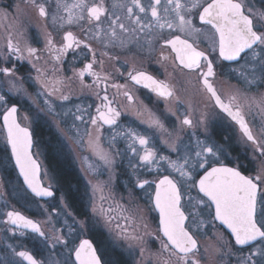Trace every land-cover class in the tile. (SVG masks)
<instances>
[{
    "label": "snow or ice",
    "instance_id": "1",
    "mask_svg": "<svg viewBox=\"0 0 264 264\" xmlns=\"http://www.w3.org/2000/svg\"><path fill=\"white\" fill-rule=\"evenodd\" d=\"M31 3L36 7L40 17L50 18L54 25L58 24L62 28L80 26L86 35L91 34L89 38L102 42L105 48L109 46L125 48L135 45L141 48L147 46L151 49L154 43L163 41L160 47L161 49L170 48L175 54L174 62L178 61L176 67L196 73L202 90L210 101L209 106L219 109L220 113L230 118V122H234L239 127L240 141L245 145H252V150L264 158V124L254 132L253 126H250L245 116L246 106L248 112L255 109L264 117V94L257 98L255 95L250 96L248 91L241 92L238 88L225 99L212 82L217 76L214 60L210 59L205 51L198 50L194 46L195 41L189 42V39L173 34L206 36L205 28L197 27L194 22L198 17L201 25L210 26V30H213L211 39L215 46L211 50L215 52L218 47L216 59L238 62L248 57L240 70L243 84L248 90L258 81L264 86V25L260 28L255 27L252 10L245 5L244 0H204V2L201 0H115L111 7L105 3V0H71V2L69 0H44L42 3L31 0ZM260 15L261 19H264V13ZM105 22L107 27H103ZM84 24L90 27L83 28ZM165 29L169 30L167 36L164 35ZM63 40L62 46L55 48L49 35L46 46L50 51L54 49L59 54H67L69 49L80 48L83 45L84 49L92 53L93 60L85 64L78 75L82 80L87 73L99 81V74L92 71L96 56L90 44L78 39L70 30L65 32ZM6 47L8 50L6 59L10 56H15L18 60L23 59L19 44L13 43L11 37L7 40ZM258 48L259 51H257ZM26 51L29 56L37 55V49L31 46H28ZM59 54L55 56L57 61L60 60ZM37 59H39L38 56ZM160 59L167 60L168 56L162 51ZM37 72L40 73V69H37ZM0 73L6 77L12 76L14 69L3 67L0 68ZM107 78V76L104 77V79ZM128 78L136 85L149 88L159 98L166 101L175 96L165 81L155 78L145 70L132 69L128 71ZM60 83L62 81H54L49 91L47 81L43 82L41 87L45 91L38 92L37 95L52 97L60 91L55 86ZM12 86L15 87L14 84ZM112 87L126 88V85L113 84ZM123 95L130 103L135 99L127 90L123 92ZM59 99L67 101L69 97L61 94ZM102 101L103 103L96 107L97 114L89 115L88 121L84 119L85 110L79 106L71 115L74 120L93 126L95 135L87 127L83 135L88 138L87 142L93 154L98 156L105 165H112L115 156L122 155L116 143L117 136H121L126 141L127 152L131 153L136 161V163L129 161L133 169L132 174L135 176V187L145 189L146 186L155 185L154 197L150 199L154 201V210L159 212L157 234L161 239V253H168V259L162 264H201L200 259L197 258L200 251L197 236L201 234L205 224L201 219L205 209L209 210L213 222L219 221L220 225L230 230L234 244L232 241H224L221 238V247L227 249L225 254L233 255L234 247L239 246L235 249V252L239 254L236 264H264V161L255 175L244 174L238 156L232 159L231 166L225 164L224 159L231 157L232 139L229 136H224L219 141L213 139L206 114L205 118L198 120L196 124L187 113L184 115L180 121L179 131L183 132L185 129L202 126L204 139L201 140L194 131L188 132L189 140L195 139L194 149L198 150L190 149L183 156L177 155L176 159H173L172 154H178L183 144L179 132L167 131L160 118L151 112H149L147 125L151 129L160 130L168 137L163 141L169 149L168 155H161L147 134L132 127L113 135L108 142V150H104L101 147V130L105 125L109 129L118 128L122 113L112 106L113 101L107 94L102 97ZM0 102H5V96L0 95ZM177 103H179L178 98ZM44 104L46 108L39 109L34 116L35 119H39L40 113L45 111L48 114L59 115L55 112V104L50 99H46ZM17 113L18 108L13 104L3 114L4 127L7 129V143L11 145V155L15 166L19 169L24 183L35 196L52 197L54 193L51 186L45 187L40 181V165L34 159L32 152L33 134L28 127L21 126ZM136 114L141 116L143 112L137 109ZM64 115L67 116L69 113H64ZM24 119H29V117L25 116ZM140 122L145 123L143 120ZM80 143L83 145V138ZM153 165L156 167L153 168ZM142 166L150 172H162L168 169L171 171L159 177L158 180L149 181L139 177L137 170ZM172 173L177 175L173 176ZM108 184H111V177ZM194 190L197 193L196 196L191 195ZM97 192L100 193L101 205L97 209L93 201L92 213L99 212L105 218L106 224L115 220L117 238L143 242L144 237L136 231L133 218L122 214L127 209H121L119 204L116 208L109 205L107 210L103 207V203L111 197V191L107 196L104 195V185L98 183L93 185V197ZM131 195L132 192H129V196ZM186 195L188 196L187 205L182 204ZM213 207L214 215L212 214ZM116 213H120L119 218ZM120 220H124L125 223L122 225ZM129 221L132 222L129 223ZM7 223L16 229H30L33 233H38L47 239L39 222L19 212H7ZM144 227L146 228L147 225ZM213 227H215L214 224ZM129 228L132 229L131 232ZM71 231L69 226V232ZM57 244L66 246L67 241L56 236L53 248ZM245 246L249 248V254L246 256L243 254ZM13 252L26 264H44L29 251L17 252L13 249ZM71 252L74 254V261L71 264H105L91 240H80ZM256 255L261 257L259 261L253 258ZM64 264H69V261L66 260ZM158 264L161 262L158 261Z\"/></svg>",
    "mask_w": 264,
    "mask_h": 264
},
{
    "label": "flooded vegetation",
    "instance_id": "2",
    "mask_svg": "<svg viewBox=\"0 0 264 264\" xmlns=\"http://www.w3.org/2000/svg\"><path fill=\"white\" fill-rule=\"evenodd\" d=\"M253 1L256 3L259 0ZM37 2L42 3L44 0H37ZM69 2H71V0H69ZM114 2L115 0H105V3L109 7H111ZM201 2H204V0H201ZM244 3L247 7L249 5L256 8L254 3H247L246 0H244ZM0 4L3 10L7 12L12 10L14 12L8 14H15L19 11V13H17L18 15L23 16L24 19L31 20L29 25L30 38L28 43L29 46L37 49L36 56H29L26 54L23 55L21 50L23 59L19 60L16 59L15 56H10L6 59L5 57H8V54L6 53H3L0 56V68L9 67L14 69L12 77L22 79L30 75L31 79L37 86L40 79L37 69H40V66L43 65L42 62L47 63L48 66H46L49 69V76L51 81L53 80L51 82V88L48 90L50 91L52 89L54 81H62V83L55 85L60 89V91L56 92L52 98H57V96L64 94L69 97V100L75 99L94 101L97 107L103 103L102 97L107 94L109 99L113 101L112 106L118 108V110L122 113L118 121L119 125L124 122L125 118L130 117L131 119H139V116L136 114L137 109H140L143 112V115L145 114L148 119L149 112L154 113L156 117L160 118L167 131L172 132L175 130L176 132H179V135L183 140V144L180 148L190 147L191 149H194L195 139L193 138L190 141L187 135L190 131L196 132L197 135L200 136L201 140L204 139V136L202 135V126L193 129H185L183 132L179 131L180 121L183 119L184 115L187 113L193 120V123L196 124L198 120L204 119L206 114L207 123L210 131L212 132L213 139L219 141L224 136H229L232 139V145L230 148L231 157L224 159L225 164L231 166L232 159L238 156L242 164V171L246 175H255L262 167V161H264V158L260 157L258 153H255L252 150V145H245L240 141L241 133L239 131V127L236 126L234 122H230V118H227L225 114L220 113L219 109L209 106L210 101L208 100L207 94L203 92L196 73L189 72L186 69L181 70V68L176 67L175 65L178 64V61L174 62L175 54L171 52L170 48L161 49L160 47L163 41L154 43L151 49L147 46L141 48L135 45H129L125 48L111 46L105 48L102 42L89 38L91 34L89 33L86 35L80 26L73 25L71 27L65 26L62 28L58 24L54 25L50 18L45 19L40 17L36 7L31 3V0H0ZM253 21L255 27L258 28L254 16ZM194 22L197 27L205 28L207 33L206 36L197 37L195 35H186L184 33L173 34H179L182 38L189 39V42L195 41L194 46L198 50L205 51V53L209 55V58L214 60L217 76L212 80V82L224 98L227 99L229 95L234 93L235 90L233 91V89L239 85L241 86L243 83L240 78V65L244 59L238 62L219 61L216 59L218 57V47L215 52H212L211 50L212 47L215 46L213 45L211 39L213 30H210V26L201 25L198 17L195 18ZM88 27L90 26L87 24L83 25V28ZM103 27H107L106 22ZM69 30L72 31L78 39L85 40L88 44H90L91 48L95 52L96 62L93 63L92 71L99 74V81L96 80V77L87 73H85L82 80L78 75L79 71L84 68L85 64L91 63L93 60L92 53L84 49L83 45H81L80 48L69 49L67 54H59L54 49L50 51L46 46L47 38L50 35L55 48L61 47L64 43L63 36L65 32ZM93 31L95 30L93 29ZM164 35H169V30L165 29ZM162 51L164 55L168 56L167 60L160 59ZM58 54L60 55L59 61L55 59V56ZM37 56L39 59H37ZM33 65H35V67H33ZM132 69L145 70L155 78L165 81V83H167L172 89L175 96L166 101L159 98L149 88H145L143 85H136L128 78V71ZM3 76L4 75L0 73V78ZM38 76L39 79H37ZM105 76L108 78L104 79ZM113 84L126 85V88H114L112 87ZM125 90L131 92L134 96L135 99L133 102L130 103L123 95ZM177 98L179 103H177ZM15 105L18 106L17 104ZM96 107L94 110L95 115L97 114ZM86 109L89 111L91 107H84L85 111ZM169 109H171V111H169ZM17 114L19 122L23 126L28 127L33 134V155L39 161L41 170L43 171L41 160L37 157L35 151L38 133H43V129L42 127L33 128L24 124L19 117V106ZM245 116L250 126H253L254 132L257 131L260 125H262L260 121L261 119H259L256 115V111L253 110L252 112H248L246 106ZM148 119L140 126L146 128L149 133H151L149 134V137L152 139L153 144H156L157 146L160 145L161 147L166 146L163 141L168 139V137L158 129L149 128L147 125ZM131 121L134 122L135 128L139 125L136 121ZM103 128L109 129L107 125ZM51 132V129H47L45 131L48 138L47 141L44 142L47 156L46 160L48 164L50 165L49 161L51 162V159H55L59 162H63L67 165V167L68 165H72L68 158H60L57 156L55 151H53L54 136ZM49 156H52L53 158H49ZM55 174L56 178L59 179L57 173ZM147 180H158V178L152 179L148 175ZM42 181L44 186H50L45 183L43 178ZM147 188H149V196L153 197L155 185L153 184L151 187L146 186L145 189ZM51 189L53 190L54 195L46 200H43L38 199L25 188L13 163L6 139L4 147H0V264H26L25 261L14 254L13 249L17 252L29 251L38 261H42L44 264H64L66 260H68L69 264H71V262L74 261V254L71 252V249L77 246L80 240L85 238H88L93 242L95 247L98 249V254L101 255L105 264L129 263L117 252L112 255L110 254L108 256L109 261H107L106 255H104L99 242L91 235L78 236V234H76L73 237L63 238L67 241L66 246L63 244H57L55 248H53L55 240L53 232L47 230L49 235L45 234L47 237L46 239L45 237H41L38 233H33L30 229H16L14 226L7 223V212L16 211L33 221L39 222L42 229L40 220L36 215V201H49L54 199L56 197V191L52 187ZM136 189V192H142L145 190L138 187H136ZM191 194H194L195 196L197 195L195 190ZM187 201L188 196L186 195L182 200V204L187 205ZM212 214L214 215V210H212ZM201 219L204 220L205 224L201 234L197 236L199 248L202 243H205L203 240H207L209 237H202L204 233H208L210 228L207 222L210 223L211 226L214 224L215 227L226 236L227 241H232L234 244V240L229 233L216 221H212V217L209 215L208 209H206V212L203 213ZM21 233H23V235H21ZM236 248H239V246L234 247L233 255H224L222 264H236L237 257L239 255L235 252ZM243 254L245 256L249 254V248L247 246L243 249ZM118 255L121 256L123 260H118ZM253 258L258 261L261 259L258 255Z\"/></svg>",
    "mask_w": 264,
    "mask_h": 264
},
{
    "label": "rangeland",
    "instance_id": "3",
    "mask_svg": "<svg viewBox=\"0 0 264 264\" xmlns=\"http://www.w3.org/2000/svg\"><path fill=\"white\" fill-rule=\"evenodd\" d=\"M246 1L256 5V8L249 5L248 8L252 10L257 27L260 28L264 25V19H261L260 15L264 13V0H259L256 3L253 0ZM9 11L3 10L0 4V56L3 53L8 54L6 45L9 37H11L13 43L19 44L23 55H28L26 48L29 46V25L31 20L24 19L23 16L18 15L19 11L15 14H8L14 13L12 10ZM257 51H259V48ZM245 59H248V57L244 58L240 68L244 66ZM42 64L37 86L30 75L22 79L12 76L0 78V95L5 96V102H0V147H4L6 143L1 116L12 104L19 106V117L24 124L33 128L42 127L43 129V133H38L35 151L43 166L42 178L47 185H50L56 191V197L49 201H36V215L40 220L42 230L46 235H49L47 233V230H49L53 232L55 237L60 236L62 238L73 237L76 234L78 236L91 235L99 242L107 261H109L108 256L110 254L117 252L129 262L128 264H158V261L162 264L164 260L168 259V253H161V239L157 234L158 224L151 204L149 188L142 192H136L135 176H133V169L129 165L130 160H132V163H136V161L132 158V154L127 152L126 141L123 137L117 136L116 143L121 149L122 155L115 156L112 165H105L98 156L94 155L92 148L88 145V138L83 133L85 127H87L95 135V129L90 124L86 125L79 120H74L71 113L76 112L77 106L83 110L84 107L90 106L91 109L89 111L86 109L84 113V119L88 121L89 115L95 116V102L75 99L63 101L59 99L60 95L57 98L47 97V95L38 96V92L45 91L41 84L47 81L49 89L53 81H51L49 76L47 63L42 62ZM13 84L15 87L12 86ZM238 88L241 92L248 91L250 96L255 95L257 98L264 94V86L259 81L250 90L242 83L241 86L235 87L233 91ZM46 99L54 102L55 112L59 115L48 114L45 111L40 113L39 119H35L34 116L38 110L46 108L44 104ZM64 113H69V115L65 116ZM256 115L261 119V124H264V117L258 111H256ZM25 116H28L29 119H24ZM147 119L144 114L139 116V119L125 118L124 122L113 130L102 128L101 147L104 150H108V142L113 135H116L119 131H126L128 127L135 128V124L131 120L139 124V127L136 126L135 128L137 131L149 136L151 133L140 126L143 125L140 121H146ZM47 129H51V133L54 136L53 151L60 158H68L72 164L68 165V168L73 171L75 181L74 183L72 182L73 185L69 187L70 189H66L61 181L56 178L55 170L46 160L44 142L48 139L45 133ZM81 138H83V145L80 143ZM153 146L161 155L169 154L167 146L161 147L156 144H153ZM190 149V147H181L178 154H172L173 159H176L177 155L183 156ZM155 167L153 165V168ZM170 171L171 169L162 172H150L143 166L137 170L140 179H147L148 175L152 179H157L162 174H169ZM172 174L173 176L177 175L176 173ZM110 177L111 184H108ZM98 183L104 185V195L107 196L109 191H111V197L103 203L105 210H107L109 205L116 208L117 204H119L121 209H127L122 214L133 218L136 231L144 237L143 242L117 238L116 221L113 220L110 224H106L105 218L99 212L96 214L92 213L93 201L97 209L101 205L100 193L97 192L96 196L93 197V185ZM70 192H73L77 197L74 203L69 200L68 195ZM129 192H132L131 196H129ZM191 195L195 196L194 194ZM204 212H206V209ZM116 215L119 218L120 213H116ZM131 222L129 221V223ZM81 223H83V227H81ZM120 223L123 225L125 221L120 220ZM207 224L210 228L208 233H204L202 237H209L207 240H203L205 243H202L197 258L200 259L201 264H222L227 249L221 247V238L227 241L226 236L216 227L211 226L210 223L207 222ZM144 225H147V227L145 228ZM69 226L72 229L71 233L69 232ZM129 231L131 232L132 229L129 228ZM133 234L135 235L136 233ZM141 249H143V253H141Z\"/></svg>",
    "mask_w": 264,
    "mask_h": 264
},
{
    "label": "trees",
    "instance_id": "4",
    "mask_svg": "<svg viewBox=\"0 0 264 264\" xmlns=\"http://www.w3.org/2000/svg\"><path fill=\"white\" fill-rule=\"evenodd\" d=\"M50 157L53 158L52 156H49V158ZM49 163L55 169V172L57 173L62 185L65 186L66 189H70L69 187L72 186L75 181L73 171L70 170L66 164H64L63 162H59L55 159H51V162L49 161ZM68 196L71 203L76 202L77 198L75 197V194H73V192H70ZM117 259L120 261L123 260V258L119 255Z\"/></svg>",
    "mask_w": 264,
    "mask_h": 264
},
{
    "label": "water",
    "instance_id": "5",
    "mask_svg": "<svg viewBox=\"0 0 264 264\" xmlns=\"http://www.w3.org/2000/svg\"><path fill=\"white\" fill-rule=\"evenodd\" d=\"M17 108H18V106H17ZM17 119H18V114H17ZM18 122H19V120H18ZM1 123H2V127H3V130H4V132H5V135H6V139H7V129L4 127V123H3V115H2V117H1ZM20 123V122H19ZM21 124V123H20ZM21 126L22 127H26V126H23L22 124H21ZM30 130V129H29ZM31 131V130H30ZM33 142H34V140H33ZM8 144V143H7ZM8 147H9V149H10V152H11V145H9L8 144ZM32 152H33V148H32ZM12 156V155H11ZM34 156V155H33ZM12 159H13V163H14V165H15V161H14V158L12 157ZM34 159H36L35 157H34ZM37 160V159H36ZM37 162H38V164L40 165V163H39V161L37 160ZM15 168H16V170H17V173L19 174V169L15 166ZM41 173H42V170H41V165H40V181H41V183L43 184V182H42V179H41ZM19 176H20V174H19ZM20 178H21V180H22V182H23V184H24V186H25V188L32 194V195H34L32 192H31V190L27 187V185L24 183V181H23V177L22 176H20ZM46 187V186H45ZM52 190V189H51ZM53 191V190H52ZM54 193V192H53ZM35 196V195H34ZM35 197H37V196H35ZM153 197H154V195H153ZM38 199H43V200H46V199H48L49 197H43V198H41V197H37ZM152 204H153V207H154V201L152 200ZM213 210H214V207H213ZM155 212H156V214H157V217H158V225H159V212H158V210H155ZM219 225H220V223H219V221H216ZM222 226V225H221ZM228 233H229V235L231 236V234H230V230H228L227 228H226V226H222ZM85 239H88V238H85ZM233 239V238H232ZM88 240H90V239H88ZM95 246V245H94ZM74 258V257H73Z\"/></svg>",
    "mask_w": 264,
    "mask_h": 264
}]
</instances>
